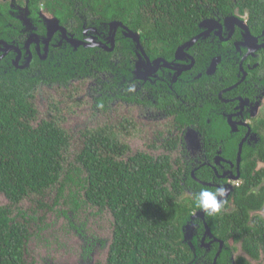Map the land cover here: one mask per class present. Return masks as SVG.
Returning a JSON list of instances; mask_svg holds the SVG:
<instances>
[{"label": "flooded vegetation", "instance_id": "obj_1", "mask_svg": "<svg viewBox=\"0 0 264 264\" xmlns=\"http://www.w3.org/2000/svg\"><path fill=\"white\" fill-rule=\"evenodd\" d=\"M104 11L91 0H0V94L29 100L33 130L45 123L64 130L69 145L62 156L69 173L80 167L75 159L92 130L102 134L110 128L127 146L117 160L128 165L137 155L155 161L168 157L182 197L193 202L185 222V264H244L241 258L264 264L261 249L257 258L249 257L231 224L220 223L234 211L233 195L245 178L250 190L264 192V0L245 8H212L205 18L211 20L207 35L190 45L196 27L173 43L148 37L128 15ZM130 33L137 34L139 44ZM66 97V105L88 103L79 149L72 155L75 138L65 128L71 121L60 108ZM109 115L112 120L103 122ZM61 179L65 185L49 189L53 204L61 201L70 213H86L89 222L95 218L94 230L87 233L84 224L70 223L83 250L72 251L74 244L64 238L67 247L51 248L45 264H68L72 258L76 264H112L111 210L86 201L76 178ZM219 187L226 190L220 213L206 216L196 196ZM18 205L12 214L17 218L22 216ZM104 214L108 237L98 236ZM248 214V224L264 219V203ZM212 229H223L222 234ZM27 242L21 264H37L27 256Z\"/></svg>", "mask_w": 264, "mask_h": 264}, {"label": "trees", "instance_id": "obj_2", "mask_svg": "<svg viewBox=\"0 0 264 264\" xmlns=\"http://www.w3.org/2000/svg\"><path fill=\"white\" fill-rule=\"evenodd\" d=\"M110 16H129L150 38L178 43L199 31L198 24L212 8H245L257 0H91ZM193 35V36H194ZM32 104L14 94H0V264H21L28 224L16 219L13 210L30 195H42L53 185L72 178L92 205H106L114 217L112 264H185L187 245L181 242L182 226L193 207L182 197L178 181L170 172L168 157L155 161L137 155L128 164L117 160L127 149L109 128L92 130L77 155L79 168L64 171L62 151L69 145L63 129L45 123L33 130ZM64 173L66 176L62 175ZM167 175H170V179ZM247 179L233 195L235 209L219 216L221 226L231 224L235 241L241 240L246 254L257 258L264 252V219L248 224V211L264 203V192L247 187ZM180 188V187H179ZM19 215V213L17 214ZM222 234L223 229H212ZM244 264H250L240 259Z\"/></svg>", "mask_w": 264, "mask_h": 264}, {"label": "rangeland", "instance_id": "obj_3", "mask_svg": "<svg viewBox=\"0 0 264 264\" xmlns=\"http://www.w3.org/2000/svg\"><path fill=\"white\" fill-rule=\"evenodd\" d=\"M74 97L75 96L73 95L72 98ZM66 99L67 97L62 101V106L60 108L62 109V111L68 112L66 118L71 121V123L69 122L65 124V128L68 129V131L75 138L73 140L75 142L71 143V147L73 145V148L70 151V155H72L79 149V142L77 141L78 133L85 126V112L88 109V103H85V100L79 103L71 100V103L66 105ZM66 107L70 108L67 109ZM41 116H43V114L40 111V117ZM110 116L111 115H109L107 119L102 118L104 119L103 122H110L112 120ZM53 199L54 190L52 189L46 191L40 196L30 195L29 197L23 199L18 205V211L22 216L16 218L22 222L23 220L27 221L30 232V238L26 246L28 249L27 256L28 258L32 257L33 261H36L37 264L47 263L51 248L61 249L62 247H67V244L65 242L66 239L67 242L70 241V243L74 244L72 246V251L75 248L77 251L83 250L84 243L73 238V234L76 232L73 227L76 228L77 226L84 224L83 230L87 233L93 232L94 230V225L92 224V222L95 220V218H92V221L89 222L86 213H70L69 207L65 203L59 201L56 205L53 204ZM0 203L5 206L8 204L7 199L3 195L0 196ZM62 211H65L66 214H63ZM15 213L16 211L13 210V215H15ZM21 213H24V215ZM106 216L108 219L106 218ZM107 221H109V217L108 215H105L103 221L97 226L98 236H100V234L106 237L109 236ZM88 222L92 225H86ZM70 223L73 225V227H70ZM54 238L60 241L56 245H54L53 243V241H55ZM64 238L66 239L64 240ZM77 243H79L80 245H76ZM44 247H46L47 249L45 256L43 258H36L37 254H42V249ZM262 261L264 263V259ZM68 264H76V260L72 258L71 262H69Z\"/></svg>", "mask_w": 264, "mask_h": 264}, {"label": "clouds", "instance_id": "obj_4", "mask_svg": "<svg viewBox=\"0 0 264 264\" xmlns=\"http://www.w3.org/2000/svg\"><path fill=\"white\" fill-rule=\"evenodd\" d=\"M226 190L219 187L215 192L202 189L196 196L198 207L206 216H214L220 213Z\"/></svg>", "mask_w": 264, "mask_h": 264}, {"label": "water", "instance_id": "obj_5", "mask_svg": "<svg viewBox=\"0 0 264 264\" xmlns=\"http://www.w3.org/2000/svg\"><path fill=\"white\" fill-rule=\"evenodd\" d=\"M211 23V20L209 19H203L201 22H199L198 24V27H199V31L194 35V37L189 41L187 42L186 44L190 45L192 43H194L195 41L197 40H200L202 39L204 36L207 35L208 31L207 29L209 28V24ZM203 30V31H202ZM135 35V36H134ZM132 34L130 33V36H132L133 38H135L136 40H138V36L137 34ZM138 44H139V40H138ZM137 47L139 49H141V47H139L137 45ZM187 231H188V224H183L182 226V239H181V242L186 244V241L188 239V234H187ZM211 235V234H210ZM190 239V238H189Z\"/></svg>", "mask_w": 264, "mask_h": 264}]
</instances>
